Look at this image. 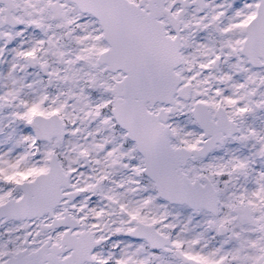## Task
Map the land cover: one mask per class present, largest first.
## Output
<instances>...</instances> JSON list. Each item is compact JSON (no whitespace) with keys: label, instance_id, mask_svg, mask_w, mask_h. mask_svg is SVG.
<instances>
[{"label":"snow or ice","instance_id":"6c2138e0","mask_svg":"<svg viewBox=\"0 0 264 264\" xmlns=\"http://www.w3.org/2000/svg\"><path fill=\"white\" fill-rule=\"evenodd\" d=\"M0 264H264V0H0Z\"/></svg>","mask_w":264,"mask_h":264}]
</instances>
